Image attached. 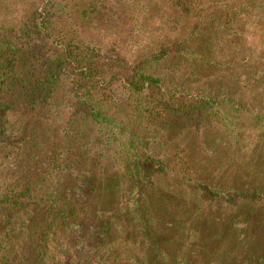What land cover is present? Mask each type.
Masks as SVG:
<instances>
[{"label":"trees","instance_id":"obj_1","mask_svg":"<svg viewBox=\"0 0 264 264\" xmlns=\"http://www.w3.org/2000/svg\"><path fill=\"white\" fill-rule=\"evenodd\" d=\"M262 29L264 0H0V264H264Z\"/></svg>","mask_w":264,"mask_h":264},{"label":"rangeland","instance_id":"obj_2","mask_svg":"<svg viewBox=\"0 0 264 264\" xmlns=\"http://www.w3.org/2000/svg\"><path fill=\"white\" fill-rule=\"evenodd\" d=\"M206 7L208 8L207 5H206ZM249 34H251L250 36H252V34H253V37H254L253 46H254V48L258 49L260 52H262L264 54V29L259 30L258 32H249ZM252 88H253L252 90H255V88H257V87L253 86ZM248 97L250 99H248ZM248 97L246 98L245 101L247 102V106L251 110H254L256 108L255 106H257L260 103L264 104V93L258 99H253L252 96H248ZM259 158H260L259 160L254 159V162H250L249 164H247V162L246 163L241 162L239 165L244 168L246 174H248L249 176H252V177L260 176V177H262L259 174L263 173V171H264V153L261 154V157L259 155ZM255 168L260 169V171L254 173Z\"/></svg>","mask_w":264,"mask_h":264}]
</instances>
